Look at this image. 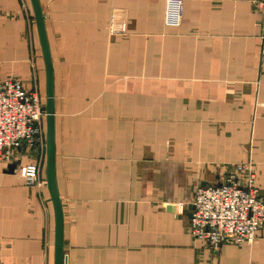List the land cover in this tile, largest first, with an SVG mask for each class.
I'll return each instance as SVG.
<instances>
[{"label":"crops","instance_id":"1","mask_svg":"<svg viewBox=\"0 0 264 264\" xmlns=\"http://www.w3.org/2000/svg\"><path fill=\"white\" fill-rule=\"evenodd\" d=\"M182 2L173 28L165 0H39L65 264H264V227L251 245L213 252L188 217L201 185L248 161L264 197L263 18L252 0ZM112 16L126 35L110 34ZM9 78L45 107L30 0H0V83ZM14 164L0 167V264H54L45 162L40 188Z\"/></svg>","mask_w":264,"mask_h":264},{"label":"built area","instance_id":"2","mask_svg":"<svg viewBox=\"0 0 264 264\" xmlns=\"http://www.w3.org/2000/svg\"><path fill=\"white\" fill-rule=\"evenodd\" d=\"M262 18L261 40L264 41V0H252ZM183 14L182 0H165L163 23L178 27ZM111 35L127 33L125 19L112 16ZM45 107L35 90H25L14 79L0 83V167L22 162L20 174L29 188H40L46 158ZM23 152V153H22ZM33 158V159H32ZM220 186L199 188L191 203L189 230L213 252L223 245H251L264 227V197L254 186L256 174L251 162L233 166Z\"/></svg>","mask_w":264,"mask_h":264},{"label":"water","instance_id":"3","mask_svg":"<svg viewBox=\"0 0 264 264\" xmlns=\"http://www.w3.org/2000/svg\"><path fill=\"white\" fill-rule=\"evenodd\" d=\"M35 26L42 51V57L45 65V140H46V158H45V185L47 187L54 213V264H65L66 258L63 247L64 217L61 200L57 190L55 173V137H54V99H53V70L49 51V45L45 32L44 17L42 14L39 0H30ZM16 165L8 166L7 172L15 170ZM220 186V184H218ZM208 187L201 185L200 188ZM191 218L192 206L188 208Z\"/></svg>","mask_w":264,"mask_h":264}]
</instances>
